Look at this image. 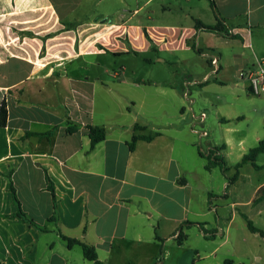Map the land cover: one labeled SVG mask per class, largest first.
Returning a JSON list of instances; mask_svg holds the SVG:
<instances>
[{
  "label": "crops",
  "instance_id": "crops-1",
  "mask_svg": "<svg viewBox=\"0 0 264 264\" xmlns=\"http://www.w3.org/2000/svg\"><path fill=\"white\" fill-rule=\"evenodd\" d=\"M213 1L216 12L211 0H0V264H93L62 236L94 247L105 264H129L132 252L138 264H264V237L245 218L264 230V177L247 182L243 165L235 168L264 132L245 145L248 133L227 118L200 119L199 130L186 118L187 92L173 82L167 100L181 117L156 115L166 88L144 71L151 57L138 60L206 50L212 72L188 87L205 88L213 75L220 87L241 85L264 99L249 84L256 59L264 64V0ZM218 24L221 32L209 29ZM255 114L264 119L262 102ZM89 126L106 129L93 148ZM134 134L154 138L131 151ZM214 148L225 173L206 169L201 154ZM259 156L251 165L262 171ZM11 182L40 229L17 216ZM185 222L193 225L180 231Z\"/></svg>",
  "mask_w": 264,
  "mask_h": 264
},
{
  "label": "rangeland",
  "instance_id": "rangeland-1",
  "mask_svg": "<svg viewBox=\"0 0 264 264\" xmlns=\"http://www.w3.org/2000/svg\"><path fill=\"white\" fill-rule=\"evenodd\" d=\"M209 55L211 54L207 53L206 50L205 55L200 56L197 51L180 52L173 49L150 53L149 56L140 55L138 59L140 62L145 57H151V65L145 63L144 71L149 73V76L155 77V80L161 81L166 88V92H162L160 96L164 99V102H167V105L160 110H155L156 115L162 118L168 115H175L174 118L181 117V108L176 107L171 100H167L174 92L175 87L171 84L173 82L174 84L181 85L187 92V96L183 97L187 108L185 112L186 118L188 121H196L199 130H201L200 116L202 113L206 114V119L203 121L205 123L227 118L239 130V134L248 133L250 142L248 141L245 145L251 144L257 130L264 132V119L256 118L255 114L257 103L262 102L264 105V99H259L257 96L250 94L241 85L235 88L220 87L217 85L219 82L213 78V75L210 76L209 86L205 88V85L192 84L188 87L186 84L189 81L190 83L201 82L205 74L212 72V69H209L207 65V60H210ZM159 57L165 58V62H159ZM192 98L196 100L192 106V110H190ZM212 104L218 108V116L213 114L215 108ZM147 111H150L147 109V106L141 110L143 113H147ZM195 117L199 120H195ZM241 139L242 137L238 136L236 139L237 143ZM257 164L264 165V155L260 154ZM242 172L247 178L246 181L251 183H256L264 177V168H262V171H257L251 163L243 164ZM231 174H234V171H231ZM136 256L137 254L132 252L126 255L124 260L129 264H138V257Z\"/></svg>",
  "mask_w": 264,
  "mask_h": 264
},
{
  "label": "trees",
  "instance_id": "trees-1",
  "mask_svg": "<svg viewBox=\"0 0 264 264\" xmlns=\"http://www.w3.org/2000/svg\"><path fill=\"white\" fill-rule=\"evenodd\" d=\"M211 6L214 12H216V6L213 0H211ZM196 26L197 28L205 27L200 21H196ZM209 29L215 30L218 32H221L223 30V28L221 27V24H218L215 27L209 28ZM151 48L152 50L155 49V46L152 42H151ZM6 123H7V110L5 107H2L1 112H0V126L4 127L6 126ZM67 123H68L69 132H73L76 130L75 126H73L71 122L67 121ZM88 128H89V137L91 139V148H93L95 147V145H97L99 142L103 141L106 138V129L103 127H98V126H89ZM134 128L135 130L144 129V127H141L139 125H135ZM153 138L154 136L152 135L134 134L128 143L129 148L131 151H134L136 148V144L139 140L151 141ZM219 151L220 149L214 148V149H211L208 153L201 154V155L207 161V164H206L207 170H211L212 168L218 167L222 172L225 173L228 170V166L224 158L219 155ZM261 153H264V140L260 141L256 147L249 150V152L243 156L242 160L235 166L236 170H238L245 163H252L253 166L258 168V166L256 165V159ZM46 183H47V189L50 191L52 195V199H53L54 213L52 217L50 218V220L53 221L57 219V212H56L57 200H56L55 187H54L53 182L48 176H46ZM11 191H12L13 198L16 203L17 209H18L17 216L20 217L28 226L40 229L39 226L36 223H34L30 218H28V216L23 211L20 201L16 196V192H15L12 182H11ZM258 193H259L260 198L264 197V188L260 189ZM245 218H246L247 226L249 230L253 233H259L261 236L264 237V230L256 228L253 225L251 220H249L247 217ZM190 225H193V223H190V222L183 223L180 227V231L182 230L183 226H190ZM182 237H183V234H180V238ZM62 238L66 241L67 246L69 248H72L75 245H79L82 249L83 256L86 260L92 262L93 264H105L104 262L100 261V259L98 258V254L94 247L88 246L87 244L77 239H72V238H68L65 236H62Z\"/></svg>",
  "mask_w": 264,
  "mask_h": 264
},
{
  "label": "built area",
  "instance_id": "built-area-1",
  "mask_svg": "<svg viewBox=\"0 0 264 264\" xmlns=\"http://www.w3.org/2000/svg\"><path fill=\"white\" fill-rule=\"evenodd\" d=\"M211 65L214 66V72L218 71V58L214 57L211 60ZM249 84L250 90L255 95H261L264 93V64L261 59H256L255 68L249 71ZM206 118V114L202 113L201 120ZM206 136V132L203 133Z\"/></svg>",
  "mask_w": 264,
  "mask_h": 264
}]
</instances>
